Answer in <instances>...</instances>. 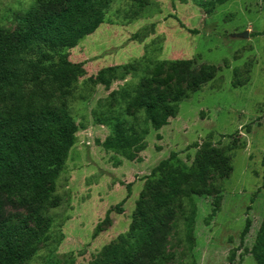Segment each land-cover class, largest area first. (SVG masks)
Segmentation results:
<instances>
[{
	"label": "rangeland",
	"instance_id": "1",
	"mask_svg": "<svg viewBox=\"0 0 264 264\" xmlns=\"http://www.w3.org/2000/svg\"><path fill=\"white\" fill-rule=\"evenodd\" d=\"M208 1L112 0L104 22L68 50L85 69L68 103L78 129L48 184L41 230L29 208L0 191L4 217L27 216L42 234L29 264H256L250 249L264 216V34L255 33L264 31V0ZM36 5L39 14L59 9L53 0H0V37L13 39ZM182 60L190 68L167 65ZM108 67V85L89 81ZM148 104L170 113L167 124L153 126ZM117 130L137 138L131 158L106 146ZM206 142L216 167L197 183L193 168ZM171 153L189 178L162 204L154 197L167 183L151 171Z\"/></svg>",
	"mask_w": 264,
	"mask_h": 264
},
{
	"label": "trees",
	"instance_id": "2",
	"mask_svg": "<svg viewBox=\"0 0 264 264\" xmlns=\"http://www.w3.org/2000/svg\"><path fill=\"white\" fill-rule=\"evenodd\" d=\"M59 9L39 14L37 5L30 7L20 19L21 27L13 39L0 37V191L20 206L31 210V216L41 230V219L49 205L48 184L61 172L69 149L76 140L77 124L69 109V96L73 84L85 75L84 62L69 60L68 50L86 35L93 33L104 22L112 0H53ZM229 0H210V6ZM138 33H134L136 37ZM264 34V31L255 33ZM190 60L168 62L169 67L184 65ZM113 67L99 71L92 83H110L105 73ZM205 72L215 71L207 67ZM237 70L234 71L236 78ZM246 80V79H245ZM241 84L234 81L233 86ZM148 117L158 129L167 124L170 113H162L148 104ZM137 138L123 131L106 142V146L132 157L131 145ZM199 160L193 174L195 182H204L206 174L215 169L210 143ZM174 153L161 160L152 171L161 174L158 184L167 183L168 191L157 194L158 203L177 197L181 185L189 178L188 172L176 170L171 162ZM129 186V184H128ZM4 200L0 194V264H29L35 246L42 234L28 223L27 216L4 217ZM121 203L115 207L120 211ZM111 210H108L106 216ZM121 212V211H120ZM247 218L239 234L240 243L249 232ZM97 234V228L92 236ZM250 254L256 264H264V216L256 232ZM234 251L229 257L233 260Z\"/></svg>",
	"mask_w": 264,
	"mask_h": 264
},
{
	"label": "water",
	"instance_id": "3",
	"mask_svg": "<svg viewBox=\"0 0 264 264\" xmlns=\"http://www.w3.org/2000/svg\"><path fill=\"white\" fill-rule=\"evenodd\" d=\"M233 36H236V37H243V36H245V37H247V32L240 33V34H235Z\"/></svg>",
	"mask_w": 264,
	"mask_h": 264
}]
</instances>
